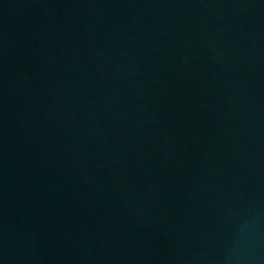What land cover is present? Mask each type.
<instances>
[{
    "label": "water",
    "instance_id": "1",
    "mask_svg": "<svg viewBox=\"0 0 264 264\" xmlns=\"http://www.w3.org/2000/svg\"><path fill=\"white\" fill-rule=\"evenodd\" d=\"M0 264H264V0H0Z\"/></svg>",
    "mask_w": 264,
    "mask_h": 264
}]
</instances>
